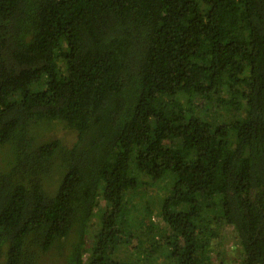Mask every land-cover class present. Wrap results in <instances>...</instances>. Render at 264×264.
I'll return each mask as SVG.
<instances>
[{"label":"trees","instance_id":"trees-1","mask_svg":"<svg viewBox=\"0 0 264 264\" xmlns=\"http://www.w3.org/2000/svg\"><path fill=\"white\" fill-rule=\"evenodd\" d=\"M0 148V264H131L125 194L159 181L148 258L213 264L229 226L264 264V0H0Z\"/></svg>","mask_w":264,"mask_h":264},{"label":"rangeland","instance_id":"rangeland-1","mask_svg":"<svg viewBox=\"0 0 264 264\" xmlns=\"http://www.w3.org/2000/svg\"><path fill=\"white\" fill-rule=\"evenodd\" d=\"M187 103L192 102L194 105H202L198 97L192 94L187 95ZM222 118L226 123L233 122V116L222 113ZM38 142L60 140L66 146H71L76 141V131L69 128L65 123L61 122H46L35 127ZM5 150L0 148V164ZM141 180V184L144 183ZM142 185L139 188L129 189L125 194L127 214L131 222L133 221L135 228L133 231H139L138 237L140 240H133L130 251L129 247H122L117 250L114 258H127L131 264H159L168 262L167 259L159 261L148 258L141 243L143 239L153 240V236L161 239L167 238L168 231L165 230V224L161 219V208L159 196L165 191V184L163 181L155 183V187L149 188V192H142L145 188ZM105 201H108L104 190L100 191V196L94 210L93 218L88 227L87 241L83 249V260L86 262L89 252L95 242L96 234L99 230V215L101 210L106 207ZM149 230H152L150 232ZM157 234V236H156ZM155 240H158L156 238ZM212 262L213 264H241L243 253L238 237L236 236L232 227L223 226L219 229V238L212 247ZM65 255L53 254L47 256L44 264H64Z\"/></svg>","mask_w":264,"mask_h":264}]
</instances>
